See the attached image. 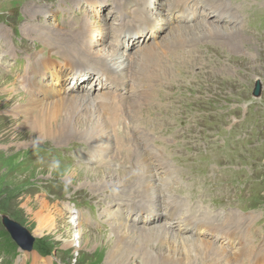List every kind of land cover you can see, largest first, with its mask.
<instances>
[{
	"label": "rangeland",
	"instance_id": "rangeland-1",
	"mask_svg": "<svg viewBox=\"0 0 264 264\" xmlns=\"http://www.w3.org/2000/svg\"><path fill=\"white\" fill-rule=\"evenodd\" d=\"M109 1L101 6V10H97V16L101 19L97 18V22H94L96 30H107L106 36L116 32V28L122 27L129 18H132L134 24L146 22L147 14L160 27L153 30L151 41L145 45L170 41L173 37L169 34L170 30L183 28L185 32L194 34L186 27L190 24L203 25L206 22L204 29L211 30L202 40L197 38L195 41L177 44L168 42L157 48L156 53L163 58L168 51L173 50H189L192 53L187 61L185 53L181 52L179 59L175 55L177 61L166 64L165 68L171 66L172 76L169 80H161V88H152V93L147 94L144 100L150 102L148 108L144 107L143 110L138 104L133 106L137 116L130 128H136L144 138L137 147L132 148L143 152L145 148L146 158L149 159V166H152L150 169L155 173L160 193L163 185L168 184L163 191L164 196H168L169 201L183 203L189 217L208 219L210 215L230 214V219L235 220L253 214L245 229L249 239L247 242L255 241L260 244L264 235V0H197L196 3L194 0H157L151 12L140 7L142 0H133L135 5L132 6L128 0H115L118 13L116 17L108 19L104 14V6L109 4L110 8L115 5L111 3L112 0ZM82 4L86 7L85 3ZM26 7L41 10L46 7L55 14V20L44 13L31 16L25 13ZM65 7L75 12L76 16L63 19L61 10ZM102 7L105 9L103 12ZM83 19L93 22L92 11L78 7L73 0H0V24L4 22L6 26L3 28L0 25V31L4 32L0 40V72L4 74V78L0 80V89L8 88L10 81L14 84L11 90L0 91V264H15L19 255L22 259L24 256L18 252L13 260L19 247L4 229L1 220L3 216L18 222L33 236L32 250L28 255L37 253L52 264H106L107 236L111 235V228L117 223V219L125 215L120 207L125 203L124 200L130 199V195L126 192L121 194L122 182L119 187H113L110 182L93 187L91 182L98 178L97 175L86 179L84 175H73L72 172L112 168L123 171V168L130 167L138 157H131L127 164L117 161L121 156L111 161L101 155L102 148L92 144L94 140L88 136H39L32 123L29 128H19L24 124L23 118L8 112L15 104L23 102L14 92L25 95L21 76L24 75L27 62L24 61L23 51L31 52L32 40H35L31 30L28 36L23 33L28 32L22 30L24 23L33 22L38 29L40 23H54L58 28V23L68 22L67 32L71 34L72 28L69 26ZM209 24L217 25L216 31ZM11 29L15 34H11ZM136 30L138 28H132L131 32ZM99 37L100 41L94 48H102L103 52H108V59H111L110 50L107 49L111 45L106 40L102 41L100 32ZM92 39L96 40L93 31L89 35V40ZM39 43L41 49L34 55L39 52L43 57L49 56L47 45ZM143 44L139 41L135 50L121 46L117 50L123 54L126 62V55L139 52L145 47ZM51 58L56 59L55 55ZM256 79L262 84L260 97L251 94ZM95 83L93 81L91 85H86L91 88L87 94L90 98L97 97L106 89L103 86L100 90V85L94 88ZM76 92L84 94L82 89ZM142 118L154 123L155 127H144L141 124ZM124 122L126 120L121 118L119 131L123 129ZM109 135V140L113 141L118 133L110 132ZM127 135L130 138L135 136L132 133ZM106 144L105 141L100 145L103 147ZM132 144L133 142L126 146ZM143 166L142 173L146 167ZM141 180L138 179L137 182L140 184ZM112 189L116 191L112 192ZM63 193L65 196L61 197ZM74 198L78 199V205L71 203ZM41 199H46L53 216L55 212H61L65 216L64 219H56L49 229L43 226L36 214ZM133 200L141 201L142 197H135ZM167 200L160 202L164 212ZM193 207L196 208L195 213H191ZM234 210L239 212L238 215L233 214ZM67 220L81 222L88 230L87 234H82L85 237L83 247H78L73 228L64 224ZM222 220L217 218V222ZM123 221L130 223L132 227L153 226L139 221L134 223L126 218ZM166 229L169 232L161 235L181 233L176 225ZM95 234L101 235L99 240L91 237ZM61 238L66 240V244ZM198 238L211 241L205 235ZM220 241L225 244L224 240ZM200 251L196 249L195 252L199 254ZM208 253L209 251H205V256H198L197 262L194 260L189 263L186 259L163 261L162 257H159L160 261L156 258L158 260L150 262L214 264L215 259L212 260ZM31 256L23 259L24 264H31ZM216 258L217 264H223L220 256ZM42 259L37 262L40 263ZM249 259L250 256L242 258V264H248ZM225 264L234 262L230 258Z\"/></svg>",
	"mask_w": 264,
	"mask_h": 264
},
{
	"label": "bare ground",
	"instance_id": "bare-ground-1",
	"mask_svg": "<svg viewBox=\"0 0 264 264\" xmlns=\"http://www.w3.org/2000/svg\"><path fill=\"white\" fill-rule=\"evenodd\" d=\"M73 1L78 7L81 6L85 9L88 8L92 2V0ZM128 1L130 6H132L133 0ZM194 1L195 3L197 2V0ZM156 2L157 0H143L142 6L146 9V5H151ZM82 3H85L86 7H84ZM147 9H149V7H147ZM25 13H29L31 16L33 14L35 16L42 13H44V15L49 14L47 17L51 16L55 20V14L51 13V10H47L46 7L44 10L26 7ZM70 16L74 17L76 13L72 12L70 9H65L64 19ZM33 19L34 18H32V20ZM85 19L81 22L73 23V26H69L72 28L71 34L67 32L69 29L68 22L66 24L58 23V28L54 23H40L38 24V29L35 28L36 25H34L33 22L24 23L22 30L25 29L28 32L23 31V33L28 36L31 30V35L35 41L38 40L47 45L49 54L55 55L60 61H54L50 57L42 59L43 55H41V57L37 59V62L42 67V74L39 73V70L33 71L31 68H26L24 70V75L21 76L26 87V97L14 92V94H16L15 96L23 102H18L15 106H11L12 108H10L8 112L23 118L22 121L24 124L19 126V128H29L32 123V127L39 136L52 137L61 134L64 136L84 135L92 138L94 140L92 144H97L102 148L101 155L111 161L119 156L121 157L117 161L125 160L126 163L130 161L131 157L139 158L134 162L132 161L133 166L131 171L124 172L112 168L108 170L87 169L86 171L72 172L73 175H84L86 179L97 175L98 178L95 177L96 179L93 180L94 182H91L94 184L93 187H98L99 184L108 182H110L113 187H119V184L122 182L123 187L121 194L124 195V192H126L130 195V199L124 200L125 203H123V206L120 208L125 215H121L119 219H117V223L111 228V235H106L108 240V245L105 244L106 264H145L153 260L156 261L158 260L156 258L159 257L164 258L163 261L165 259H175V261L176 259L181 261L186 259V262L190 263L191 261H196L198 256L204 255L205 251H209L208 254L212 260L215 259V261H213L214 264L218 263L216 256H220V258L223 259L231 258L234 264H241L242 258L250 256L248 264H264V235L260 244L255 243V241L252 243L251 241L247 242L249 239L245 229L248 227L247 223H249V220L253 218V214H248V216L235 220L230 219V214L210 215L208 219L189 217L186 209L183 208V203L169 201L167 200L169 197L164 196L163 191L168 184L163 185V189H161L160 193L158 182L155 179V173L150 169L152 166H149V159L146 158L147 151L145 148L144 152L142 150L138 151L135 148L131 150L125 149V146L132 142V146L137 147V144L144 138L143 134L141 135L136 128H130V125L136 120L137 116L133 106H137L138 104L139 108L143 110L144 107L148 108L147 105L150 102L148 100L149 103H147L144 98H146L147 94L152 93V88H161V80H169L172 76L171 66L169 65L165 68L166 64L171 63L169 61H177V58H180L178 55L181 52L185 53V61H187L192 53V51L189 50L180 49L178 52L173 50L168 51L167 55L163 58L162 55L156 53L157 48L168 42L177 44L184 41H195L197 38L202 40L201 38L211 33V30L206 31L204 29V26H207L206 22H204L203 25L196 23L186 26L188 31L195 32L194 34L185 32L183 28H179L177 31L170 30L169 34L173 36L170 41L165 42L164 40V42L159 44L145 45L144 39L147 40L151 37L148 36V33L150 32L152 34L156 26L160 27V24H158V26L147 16L146 22L142 25L143 31L141 32V36H143L144 40L143 45H145V47L135 54L128 55L127 61L125 60L126 62H124L123 59L120 60L122 53H117L115 50L109 51V57H114L115 59L111 60L108 59V52H103L101 50L102 48H94V45L100 41L98 34L99 32L101 33L102 30H96L97 27L95 23ZM126 24H133V21L128 19ZM209 26L211 28L215 27L213 31H216L218 27L212 24H209ZM145 30L147 31L145 32ZM219 30L221 29L219 28ZM92 31L96 40H89V35ZM128 33L127 37L132 39L133 34L131 32ZM223 34L225 35V32ZM104 39L105 37L103 40ZM134 43L135 42H127L126 46L129 48L134 45ZM107 49L109 50V48ZM113 49L115 48L113 47ZM52 50L54 53L51 52ZM38 54L40 55V53ZM175 55H177V58H175ZM132 60L133 62L131 63ZM181 60L183 59L181 58ZM31 63H35V58H32ZM89 63H91V65ZM134 63L136 64L133 65ZM62 67L69 70V72L74 71V73L79 74V77H81V79H76L73 88L66 87L70 76L66 78L63 77L61 71ZM89 70L94 71V74L89 72ZM179 74L184 76L181 73ZM34 75L41 78L40 83L34 79ZM96 75H99L95 79L98 83L94 84V88L100 85V90H102L104 86L103 82L112 84L113 87L112 89H107V91L103 90L97 97L90 98L87 94L91 88H87L86 85L92 84ZM2 78H4V74L0 72V80ZM12 88H14V84L10 81L9 87L1 88L0 91L5 89L11 90ZM74 89H76V91L82 89L84 94L80 95V93H77ZM57 90H59V92ZM86 96H88V98H86ZM94 101L96 102L94 103ZM128 104L130 106H128ZM101 111H103L104 115ZM121 118L127 119V124L126 127L124 126L123 129L121 128L122 130L119 131V129H116V126L119 124ZM141 124L150 129L155 127L154 123L146 120V118L141 119ZM110 132L118 133L117 138L113 141L109 140ZM127 133H132L137 136H134L135 138H130V135H127ZM105 141L107 144L101 147V142L103 143ZM109 153H112V155H108ZM139 161H143L146 166L143 173L142 168H144V166L135 165ZM138 179H142V183L140 182L139 184V182H137ZM115 191L116 190L112 189V192ZM135 197H142V200H133ZM161 200H167L165 212L162 210L163 206L160 204ZM129 202H131V204L127 208ZM47 203L46 199H41L40 207L36 214L39 215L43 226L49 229L54 225L56 219H64L65 216L59 211V214L57 212L54 213L58 216H53ZM180 207L181 211H179ZM142 210L146 213V217H137L139 211ZM195 212L196 208L193 207L191 213ZM238 213L239 212L236 210L233 212L234 215H238ZM218 217L223 220L217 222ZM125 218L134 223L139 221L147 224L148 222L149 225L153 224V226L132 227L133 225L123 221ZM80 223H73L67 220L64 224L68 228H73L78 239V247H83L85 244V237H83L82 234H87L86 232L88 230ZM174 225L177 226V230L181 231V233L175 235H161V233L169 232L166 228H172ZM201 235L209 237L212 242L210 240L199 239L198 237ZM91 237H94L95 240H99L101 235L95 234ZM61 239L62 241L64 240L63 238ZM221 239L226 240L225 245L227 249H225L224 245L220 247L217 246V243H220ZM63 243L66 244V240H64ZM68 244L66 246L69 248ZM107 249L109 251H107ZM196 249L201 250L199 254L195 252ZM30 253L31 251L22 250V254L24 255L23 259L31 256L28 255ZM31 257V264H52L49 260L42 259L37 253H34ZM23 259L19 256L16 264H20V262L24 264L25 261ZM39 259H42L40 263L37 262ZM158 261H160V258Z\"/></svg>",
	"mask_w": 264,
	"mask_h": 264
},
{
	"label": "water",
	"instance_id": "water-1",
	"mask_svg": "<svg viewBox=\"0 0 264 264\" xmlns=\"http://www.w3.org/2000/svg\"><path fill=\"white\" fill-rule=\"evenodd\" d=\"M260 93H261V83L259 80H256L252 94L253 96L258 97ZM2 224L4 225L6 231L10 233L11 238L15 241L16 244H18L20 247H22L25 250L32 249L33 236H31L23 227H21V225L18 222L9 219L6 216H3Z\"/></svg>",
	"mask_w": 264,
	"mask_h": 264
},
{
	"label": "trees",
	"instance_id": "trees-1",
	"mask_svg": "<svg viewBox=\"0 0 264 264\" xmlns=\"http://www.w3.org/2000/svg\"><path fill=\"white\" fill-rule=\"evenodd\" d=\"M11 250H12V248H11Z\"/></svg>",
	"mask_w": 264,
	"mask_h": 264
}]
</instances>
